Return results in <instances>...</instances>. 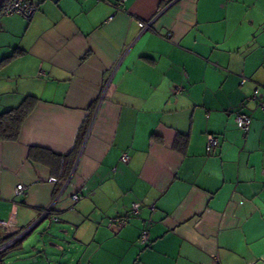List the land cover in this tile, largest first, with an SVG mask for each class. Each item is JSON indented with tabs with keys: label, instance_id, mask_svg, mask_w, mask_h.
<instances>
[{
	"label": "crops",
	"instance_id": "0c3cea01",
	"mask_svg": "<svg viewBox=\"0 0 264 264\" xmlns=\"http://www.w3.org/2000/svg\"><path fill=\"white\" fill-rule=\"evenodd\" d=\"M31 2L0 17V113L37 98L0 138V243L44 223L62 261L22 264H264V112L240 106L264 94V0Z\"/></svg>",
	"mask_w": 264,
	"mask_h": 264
},
{
	"label": "built area",
	"instance_id": "2783aa9c",
	"mask_svg": "<svg viewBox=\"0 0 264 264\" xmlns=\"http://www.w3.org/2000/svg\"><path fill=\"white\" fill-rule=\"evenodd\" d=\"M177 0H163L162 11L168 8L171 4H173ZM37 7L36 5L31 2V0H5L0 7V17L3 15H9L12 13H17L22 16L26 20H30L34 13L36 12ZM151 20H137V24L140 29L146 30L151 27ZM247 79L242 77L241 83H244ZM182 90V86L180 84H174L171 88L172 94H177ZM248 101L256 102L257 106L264 112V94L260 90V87H255L252 92L241 101L240 105L246 104ZM251 123V116L247 112L244 111H237L235 115V124L239 130L243 133H246L249 130ZM219 139L215 134L207 133L206 134V141H205V151L206 154H211L214 148L218 145ZM119 160L122 162H127L129 160V155L126 152L121 153L119 156ZM57 181V177L51 176L49 178V182L55 183ZM28 186L23 183H18L14 188V195L21 196L25 193ZM80 194L74 193L71 195V199L76 201L80 198ZM52 206H48L41 210V218L46 216L48 213H51ZM131 211L134 214H138L140 211V204L139 202H133L131 205ZM51 219H55V217H51ZM128 222V218L124 216H112L107 219V224L110 227H113L115 230H118L124 227ZM28 229L23 231L20 235L16 236L13 239L6 240L3 244H0V253L4 250L5 247L10 245V243L15 242L18 238L25 235ZM139 241L143 244L148 243V228L147 226L141 229L139 235ZM2 243V242H1Z\"/></svg>",
	"mask_w": 264,
	"mask_h": 264
},
{
	"label": "rangeland",
	"instance_id": "374dc122",
	"mask_svg": "<svg viewBox=\"0 0 264 264\" xmlns=\"http://www.w3.org/2000/svg\"><path fill=\"white\" fill-rule=\"evenodd\" d=\"M52 229H46L45 224L41 223L38 226L31 228L27 231V233L18 241L10 243L7 247L4 248V250L0 253V264H22L25 260L28 261V259H36L37 257L43 258L45 257L44 250V244H46V250L47 248L50 250H58L57 260L62 261V255L65 254L64 244L60 243V245L63 246V250H59L57 247L54 249V247H50L48 245V240L45 241L44 239L46 235H51ZM23 232H17L11 236L10 239L15 238L16 236L20 235ZM43 233L44 234L42 236ZM8 239V240H10ZM5 241H2L3 244ZM59 243V242H58Z\"/></svg>",
	"mask_w": 264,
	"mask_h": 264
},
{
	"label": "trees",
	"instance_id": "16d2710c",
	"mask_svg": "<svg viewBox=\"0 0 264 264\" xmlns=\"http://www.w3.org/2000/svg\"><path fill=\"white\" fill-rule=\"evenodd\" d=\"M36 100L37 98L35 96H27L18 106L0 113V138L1 139L14 140L17 138L21 124L23 120L25 119V117L28 115V113L33 108ZM248 102H252V101H248ZM181 139H183V137H181ZM23 236L18 238L16 241L21 239ZM7 239H10V237Z\"/></svg>",
	"mask_w": 264,
	"mask_h": 264
},
{
	"label": "water",
	"instance_id": "95a60500",
	"mask_svg": "<svg viewBox=\"0 0 264 264\" xmlns=\"http://www.w3.org/2000/svg\"><path fill=\"white\" fill-rule=\"evenodd\" d=\"M39 224H40V223H39ZM39 224L36 223L35 225L31 226L28 230H30L31 228L33 229L34 227L38 226ZM47 228H49V227H46V229H47ZM44 234H47V233H43L42 236H43ZM56 246H57V248H58L59 250H63V246H62V245H58V244H56Z\"/></svg>",
	"mask_w": 264,
	"mask_h": 264
}]
</instances>
